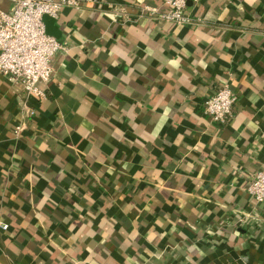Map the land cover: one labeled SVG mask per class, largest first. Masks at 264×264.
<instances>
[{
	"label": "crops",
	"instance_id": "1",
	"mask_svg": "<svg viewBox=\"0 0 264 264\" xmlns=\"http://www.w3.org/2000/svg\"><path fill=\"white\" fill-rule=\"evenodd\" d=\"M144 4L168 10L45 14L65 48L44 98L0 74V264H264V0L189 2L183 24ZM226 84L221 123L204 102Z\"/></svg>",
	"mask_w": 264,
	"mask_h": 264
},
{
	"label": "built area",
	"instance_id": "2",
	"mask_svg": "<svg viewBox=\"0 0 264 264\" xmlns=\"http://www.w3.org/2000/svg\"><path fill=\"white\" fill-rule=\"evenodd\" d=\"M9 9L0 8V74L19 85L26 98L41 99L47 95L54 72V57L65 44L46 32L43 16L58 17L66 6L79 7L97 0H8ZM143 2L144 0H137ZM199 0H165L168 10L142 5L144 12L160 21L177 24L192 22L186 12L189 2ZM237 95L229 85H221L205 99L204 112L213 120L226 123L233 114ZM24 124L16 127L20 134ZM248 192L257 203L264 202V164L252 177ZM0 227L9 225L0 221Z\"/></svg>",
	"mask_w": 264,
	"mask_h": 264
}]
</instances>
